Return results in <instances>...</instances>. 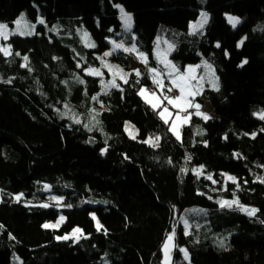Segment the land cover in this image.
<instances>
[{"label":"trees","instance_id":"trees-1","mask_svg":"<svg viewBox=\"0 0 264 264\" xmlns=\"http://www.w3.org/2000/svg\"><path fill=\"white\" fill-rule=\"evenodd\" d=\"M115 5L132 14L133 38H125ZM22 12L45 24L32 36L0 39L12 51L0 53V264L14 255L23 264H163L173 231V264H264V183L257 179L264 177V120L254 115L264 111V0H0V23L11 26ZM201 12L208 22L191 34ZM227 15L241 23L233 28ZM85 31L94 48L85 46ZM157 36L175 43L171 59L181 71L207 61L219 77V91L207 86L198 97L212 118L193 114L179 141L139 97L153 83L130 71L134 53L110 56L131 75L107 94L85 73L100 66L112 40L135 45L155 65ZM126 121L136 139L125 134ZM157 136L158 147L143 142ZM232 199L258 212L217 203ZM60 216L58 229L43 227ZM75 227L78 240L56 239Z\"/></svg>","mask_w":264,"mask_h":264},{"label":"snow or ice","instance_id":"snow-or-ice-1","mask_svg":"<svg viewBox=\"0 0 264 264\" xmlns=\"http://www.w3.org/2000/svg\"><path fill=\"white\" fill-rule=\"evenodd\" d=\"M117 7H119L117 5ZM121 12V18L123 20V23L125 25L126 30H131L132 27V16L130 14L125 13L123 8H120ZM208 14L206 12H201L200 13V19L197 21L195 24H192L190 27L192 29L191 34H195L198 30H201L204 28V26L208 22ZM24 20V17L21 16L20 19H17L15 21L16 24V31L13 33H9L7 31L8 25L0 23V38L7 40L9 38V35H22V36H30L35 34V24L28 25L24 24L22 27V21ZM228 23L231 24L233 28H236L238 24L241 23L240 19L235 16H228L227 17ZM39 24H45V21L43 19L38 20ZM82 39L85 42L86 47L94 48L96 45L91 42L89 34L85 31L82 33ZM113 43V51L115 50H123L126 53H136L137 58L141 60V62L145 65V67L148 69L149 74L152 77V83L156 86V88L159 90V94L157 91H150L146 87H141L138 95L141 96V98L145 101L146 104H148L154 111L158 112V115L160 119L165 123L169 125V130L172 132V134L176 137V139L179 141L182 139L181 136V128L183 125H186L190 122L192 115H196L204 119L205 121L211 119L212 117L202 113L200 111L201 105L199 103H195V97L197 95H200L202 93L203 89V82L205 81V75L208 78V83L211 84L212 88L219 91V77L215 76V71L212 68V65L209 64L207 61H204L203 67L206 70L205 75H197V69L201 67L200 65L197 66H192L189 65L186 70L181 72V70L173 64L171 61L167 59V53H160L159 51L156 52V59L164 66L165 69H167V77L169 80L170 86L165 85L164 80L162 79L163 73L158 70L157 68H152L148 67V58L146 54L143 52H138V50L135 48V45L132 47H125L124 43ZM244 43V39H241L239 42L238 46H242ZM217 47H220L219 44L216 45ZM172 45H169L168 48L169 50L172 49ZM0 53H3L5 57L11 56L12 51H11V46L7 47H0ZM112 53L111 52H105L104 56H110ZM17 56L20 55L19 52L16 53ZM24 64L22 67H28V57L24 56L23 57ZM248 61L244 60L240 67H243L244 64H247ZM102 64L104 67L109 69V72L112 74V79L105 82L104 80H101V86L102 89L104 90V94H107L108 90L112 88H120V85L117 83V78L123 81V83L127 84L129 83L128 77L131 75L130 73L124 72L122 68L119 66H113L107 64L106 61L102 60ZM78 67L80 65H77ZM29 71L31 69L29 68ZM87 75H94V76H102L103 74L100 72L99 69H94L89 67L86 70ZM135 75L139 77L141 75L140 71L137 69L135 70ZM77 80L80 83H84L83 80H80L79 77H77ZM6 83H11V80L4 81ZM136 83H139V80L136 81ZM165 88H166V93H172L174 91H178L179 95L172 96L169 94L165 93ZM123 91V89H120ZM93 100H97L98 98L93 96ZM167 102V105H170L172 108L176 109L175 116L173 118V113L169 110V107L164 106V102ZM101 107H103V104H101ZM190 109H195V112L192 113L190 112ZM95 115L93 116V119H95V116H98L99 113H96L95 110H93ZM254 115H257L260 120H264V111H261L260 113H254ZM75 123H80L79 119L74 120ZM97 124L100 122L97 120ZM87 126V125H86ZM129 128H132L134 130V126L127 125L125 126V130L128 131ZM91 130V129H89ZM130 138L135 139L136 135L133 134V132L129 131ZM227 137H225L226 139ZM253 138H255V134H253ZM159 140L160 137H149L147 140H144V143L149 144L150 146L153 147H158L159 146ZM107 149H103L102 152H106ZM239 156V154H236ZM189 161L191 160V157L189 156L187 158ZM171 163V161H169ZM182 172H186L187 169L182 168ZM194 173L199 176L202 172V168H196L193 169ZM207 179L212 180V176L209 175ZM260 183H264V177H258L257 178ZM227 180L231 181L233 184L237 185V190H239V184H237L236 177L234 176H227ZM213 183H216V181L213 180ZM45 190L49 189L48 185H45ZM235 195V193H233ZM23 197V193L16 195L14 197L15 202H20ZM51 200L56 201L57 204H60L62 201L61 197H56L52 196L50 197ZM104 203H107L106 201ZM219 206L221 208H229L232 209L233 206H235L238 210L244 212L250 217H253L256 215L258 212V209L256 208H248L245 207L240 203L238 199H232V200H220L217 201ZM40 207L43 208H48L50 205L45 203L39 205ZM68 207H71V205H68ZM93 220L96 221V230L101 231L103 230L105 234L107 233V229L104 228V226L100 223V221L96 218V216L93 214L92 216ZM65 220L64 216H60L59 220L54 223V224H49L46 223L43 225L45 229H57L59 228L60 224H62ZM264 222V221H262ZM3 225H0V228H2ZM184 227H185V234L188 233V229L190 227L188 221L185 219L184 220ZM79 235H82V230L80 228H74L72 233L70 235H65L63 237H57V239H63V240H69V239H74L77 238ZM10 238L15 239V237ZM221 246H223V241H221ZM176 247L175 244V232L173 231L171 234H169L166 238V241L163 243L162 246V251H163V264H173L172 261V251ZM179 251L183 253L184 259L189 260V253L185 248H180ZM23 264V262H21Z\"/></svg>","mask_w":264,"mask_h":264},{"label":"rangeland","instance_id":"rangeland-1","mask_svg":"<svg viewBox=\"0 0 264 264\" xmlns=\"http://www.w3.org/2000/svg\"><path fill=\"white\" fill-rule=\"evenodd\" d=\"M119 7H117V5H115V7H116V9L118 10V14H119V19H120V22H121V29H122V32H123V34L125 35V38L126 39H129V38H133V32H132V30H133V17H132V27H131V30L129 31V30H126L125 29V25H124V23H123V20H122V18H121V12H120V8H123L121 5H118ZM124 9V8H123ZM124 11H125V13H127V14H130L131 16H132V14L131 13H129V12H127L125 9H124ZM21 16H23L24 17V20L22 21V27H23V25L24 24H28V25H32V24H35V30H36V27L38 26V25H44V24H39L38 23V20L39 19H43L42 17H37V19L35 20V21H29L28 20V18H27V15H26V12H22V13H20L18 16H17V18L15 19V21L17 20V19H20L21 18ZM228 16H231V15H227L226 16V20H227V17ZM199 19H200V14H199V17L197 18V20L195 21V22H192L191 24H190V26L192 25V24H195L197 21H199ZM15 21L13 22V24L11 25V26H9L8 25V29H7V31L9 32V33H13V32H15L16 31V24H15ZM227 23H228V20H227ZM2 24H4V23H2ZM229 24V23H228ZM231 25V24H230ZM34 30V31H35ZM190 32L192 33V29H191V27H190ZM34 35V34H33ZM10 36H20V37H28V36H22V35H19V34H16V35H9V37ZM30 36H32V35H30ZM0 39H2V38H0ZM2 40H4V39H2ZM1 40V41H2ZM91 40V39H90ZM4 41H6V40H4ZM91 42L93 43V41L91 40ZM110 42V47H109V49L107 50V51H105V52H111V53H114V52H116V51H118V50H115V51H113V43L112 42H115L114 40H112V41H109ZM123 42V41H122ZM115 43H121L120 41L119 42H115ZM124 43V42H123ZM125 45V44H124ZM169 45H172L173 47H172V49L171 50H169V48H168V46ZM0 46H1V43H0ZM3 47H5V46H3ZM125 47H128V46H126L125 45ZM132 47V46H131ZM176 49V47H175V43L174 42H172V41H170V40H167V39H163V38H161V37H156L155 38V41H154V44H153V48H152V60L155 62V65H152L151 63H150V61L148 60V67H152V68H157L158 70H160L162 73H163V76H162V79L164 80V83H165V85H166V87L167 86H170V84H169V80H168V77H167V75H166V73H167V69H165L164 68V66L162 65V64H160V62L156 59V52L157 51H159L160 53H167V59L169 60V61H171L173 64H175L174 63V61L171 59V55H172V53L174 52V50ZM123 51V50H122ZM104 52V53H105ZM104 53L101 55V57H99V61H100V66L99 67H96V68H94V69H99L100 70V72L103 74L102 76H95V77H97V78H99L100 79V85H101V80H104L105 82H107V81H109V80H111L112 79V74L109 72V69L108 68H106V67H104L103 66V64H102V60L103 61H106L107 62V64H109V65H113V66H119L120 68H122L117 62H115V61H113V60H111L110 59V56L112 55H110V56H107V57H105L104 56ZM133 56H131V58H130V60H131V67H130V71H132V72H134L135 73V70H139L140 71V73L141 74H144V75H148L150 78H152L151 77V75L149 74V72H148V69L145 67V65L141 62V60L140 59H138L137 58V54L136 53H134V54H132ZM203 63H204V61H202V62H200V63H198V64H192V66H197V65H200L201 67H199L198 69H197V75L198 76H200V75H205V73H206V70L204 69V67H203ZM210 64V63H209ZM176 65V64H175ZM177 66V65H176ZM189 65H187V66H185V68L183 69V71L184 70H186V68L188 67ZM213 68V67H212ZM123 69V68H122ZM214 69V68H213ZM87 70V69H86ZM86 70H85V73H86ZM124 70V69H123ZM183 71H181V72H183ZM124 72H127V73H129L128 71H125L124 70ZM91 76H94V75H91ZM215 76H216V73H215ZM117 83L120 85V88H121V85L123 84V81L122 80H120L119 78H117ZM209 87V88H211V89H213L212 88V86H211V84L210 83H208V78H207V76L205 75V81L203 82V89H202V93L200 94V95H197L196 97H195V103H199L200 105H201V109H200V111L202 112V113H205V114H207V115H209V116H211L212 117V110H211V108H210V106L208 105V104H206L205 103V105L203 104V103H201L199 100H198V97H200V98H202V96H203V90L206 88V87ZM144 87V86H143ZM146 88H148L150 91H157V93L159 94V90L156 88V86L153 84L152 85V87H146ZM112 89H114V88H112ZM111 90V89H110ZM140 90V89H139ZM109 91V90H108ZM139 92V91H138ZM178 92V91H177ZM100 93H104V90L102 89V86H101V88H100ZM165 93H166V88H165ZM166 94H168V93H166ZM178 95H179V92H178ZM139 97L141 98V96L139 95ZM142 99V98H141ZM143 100V99H142ZM144 101V100H143ZM145 102V101H144ZM148 105V104H147ZM164 106H167V107H169V110L173 113V118H174V116H175V113H176V109H174V108H172L170 105H167V102L165 101L164 102ZM194 110V112H195V109H193ZM190 112H191V109H190ZM158 113V112H157ZM159 116V115H158ZM126 124L127 125H131V126H134L132 123H130V122H128V121H126L125 123H124V131H125V134L130 138V135H129V131H131V132H133V134L134 135H136V138H137V135H138V132H137V130H136V128H135V126H134V130L132 129V128H129V130L128 131H126L125 130V126H126ZM168 125V124H167ZM168 127H169V125H168ZM170 131V130H169ZM171 132V131H170ZM172 133V132H171ZM173 135V134H172ZM135 138V139H136ZM130 139H132V138H130ZM148 139V138H147ZM227 176H229V175H226V178H227ZM49 190V189H48ZM48 190H46V191H48ZM50 197H52L51 195H49V197H48V200L49 201H51V202H54V203H56V201H54V200H51L50 199ZM245 206V205H244ZM233 207H235V206H233ZM245 207H248V208H253V207H250V206H245ZM190 210H192V208L190 209ZM240 212H242V211H240ZM243 214H245L244 212H242ZM247 215V214H246ZM59 220V218L56 220V221H54V222H49V224H54V223H56L57 221ZM183 222H184V220H183ZM46 224V223H45ZM62 224H60V226H61ZM95 225H96V221H95ZM59 226V227H60ZM75 228H77V227H75ZM49 229H51V228H49ZM58 229V228H57ZM74 229V228H73ZM73 229L71 230V231H69V232H67V233H63L61 236H57V237H63V236H65V235H70L71 233H72V231H73ZM83 234V233H82ZM82 235H79L77 238H74V239H69V240H65V241H76V240H78L80 237H81ZM57 237H56V239H57ZM58 240V239H57ZM59 240H63V239H59ZM21 262V259L20 258H18L17 256H13V258H12V262L10 263V264H19Z\"/></svg>","mask_w":264,"mask_h":264},{"label":"built area","instance_id":"built-area-1","mask_svg":"<svg viewBox=\"0 0 264 264\" xmlns=\"http://www.w3.org/2000/svg\"><path fill=\"white\" fill-rule=\"evenodd\" d=\"M169 95H172V96H176V95H178V92L177 91H174V92H172V93H168ZM191 112H192V110H191Z\"/></svg>","mask_w":264,"mask_h":264},{"label":"water","instance_id":"water-1","mask_svg":"<svg viewBox=\"0 0 264 264\" xmlns=\"http://www.w3.org/2000/svg\"><path fill=\"white\" fill-rule=\"evenodd\" d=\"M173 255H174V249H173V251H172V259H173Z\"/></svg>","mask_w":264,"mask_h":264},{"label":"crops","instance_id":"crops-1","mask_svg":"<svg viewBox=\"0 0 264 264\" xmlns=\"http://www.w3.org/2000/svg\"><path fill=\"white\" fill-rule=\"evenodd\" d=\"M201 99H203V96H202V98ZM201 103H203V102H201ZM204 105H205V103H203Z\"/></svg>","mask_w":264,"mask_h":264}]
</instances>
